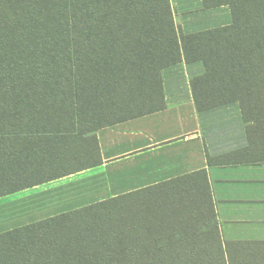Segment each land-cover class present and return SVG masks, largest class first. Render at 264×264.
I'll list each match as a JSON object with an SVG mask.
<instances>
[{"label": "trees", "instance_id": "16d2710c", "mask_svg": "<svg viewBox=\"0 0 264 264\" xmlns=\"http://www.w3.org/2000/svg\"><path fill=\"white\" fill-rule=\"evenodd\" d=\"M229 27L183 35L169 0H0V134L100 129L164 107L161 70L202 61L199 112L264 102V0ZM264 160V112H244ZM222 158L209 160L222 163ZM0 264H264V242L225 241L205 171L0 233Z\"/></svg>", "mask_w": 264, "mask_h": 264}, {"label": "crops", "instance_id": "0c3cea01", "mask_svg": "<svg viewBox=\"0 0 264 264\" xmlns=\"http://www.w3.org/2000/svg\"><path fill=\"white\" fill-rule=\"evenodd\" d=\"M169 2L183 35L233 24L228 6ZM204 73L202 61L162 69L164 107L109 127L0 134V215L20 193L83 190L87 201L78 209L205 171L222 239L264 242V160L250 152L243 120L248 105L232 102L199 112L190 81ZM220 158L222 163L209 162Z\"/></svg>", "mask_w": 264, "mask_h": 264}, {"label": "rangeland", "instance_id": "374dc122", "mask_svg": "<svg viewBox=\"0 0 264 264\" xmlns=\"http://www.w3.org/2000/svg\"><path fill=\"white\" fill-rule=\"evenodd\" d=\"M243 103H247L248 105L247 109H245L246 112H264V102ZM80 182L82 181L62 185L61 188H71L72 186L70 185L79 184ZM78 188H80V190L84 189L83 186ZM86 201L87 194L83 190L78 193L44 191L20 193L17 195V200L8 204H12L14 207L10 209L5 207L4 215H0V231H11L62 214L80 210L87 206L78 209L76 207L83 205ZM16 204L17 207H15Z\"/></svg>", "mask_w": 264, "mask_h": 264}]
</instances>
